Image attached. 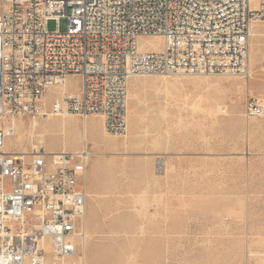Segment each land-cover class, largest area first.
I'll return each mask as SVG.
<instances>
[{"label":"rangeland","instance_id":"obj_1","mask_svg":"<svg viewBox=\"0 0 264 264\" xmlns=\"http://www.w3.org/2000/svg\"><path fill=\"white\" fill-rule=\"evenodd\" d=\"M55 27L54 19L47 22ZM252 33L249 76L134 78L124 135L104 134L98 115L88 117L84 238L76 259L264 264V117L245 114L248 100L264 105V23ZM77 84L71 77L65 88ZM60 88L49 90L48 105ZM20 118L8 142L13 150L27 151L37 140L47 151L82 147L77 115Z\"/></svg>","mask_w":264,"mask_h":264},{"label":"built area","instance_id":"obj_2","mask_svg":"<svg viewBox=\"0 0 264 264\" xmlns=\"http://www.w3.org/2000/svg\"><path fill=\"white\" fill-rule=\"evenodd\" d=\"M253 23L264 0H0V264H63L84 237L87 147L7 149L16 119L98 114L124 135L131 78L247 77ZM153 36L159 49L141 47ZM71 77L76 88L48 105ZM245 114L264 117V106L248 100Z\"/></svg>","mask_w":264,"mask_h":264},{"label":"bare ground","instance_id":"obj_3","mask_svg":"<svg viewBox=\"0 0 264 264\" xmlns=\"http://www.w3.org/2000/svg\"><path fill=\"white\" fill-rule=\"evenodd\" d=\"M227 18H234V11H227ZM255 24H258V23H253L252 24V28H251V33H252V31H253V29H254V25ZM252 34H254V33H252ZM252 34H251V36H252ZM143 38H145V37H143ZM151 38H155V39H157L158 41H157V43H158V45L157 46H153L155 49H159L160 48V46H161V44H160V39L158 38V37H151ZM142 47V46H141ZM248 57H249V54H248ZM182 76V75H181ZM148 77H150V76H144V77H133V78H131L130 79V81L132 80V79H134V78H148ZM161 78H163V77H161ZM67 81V80H66ZM66 81H65V83L61 86V91H60V93H62V92H64V91H66L67 89L65 88V84H66ZM130 81H129V83H130ZM51 91V90H50ZM264 106V105H263ZM68 115V114H67ZM93 115H98V114H93ZM47 116H56V115H47ZM64 116H66V115H61L60 117H64ZM98 116H100V115H98ZM101 118H102V116H100ZM87 118V117H86ZM85 118V119H86ZM85 119L83 120V119H81L82 120V132H83V135H84V137L82 138V147H87V143H86V134H85ZM19 120H21V118H19V119H16L15 120V127L17 126V122L19 121ZM102 127H103V120H102ZM15 129H17V127L15 128ZM103 132H104V134H107L106 133V131H105V129H104V127H103ZM11 139V138H10ZM9 139V140H10ZM37 145H41V146H43L44 148H45V146H44V144L41 142V141H39V140H37ZM34 146V145H33ZM7 149H11L10 148V146H9V144H8V147H7ZM15 151H18V152H23V151H25V150H23V151H20V150H15ZM62 151H66V150H62ZM159 169H161V162L159 161V162H157V170L159 171ZM84 184V187H85V183H83ZM84 237H82L81 239H83ZM81 239H80V241H81ZM83 241V240H82ZM84 242V241H83ZM83 244V243H82ZM69 263H74V264H85V260H84V256L83 255H81V256H79V257H77V259L74 257V258H72L70 261H64L63 262V264H69Z\"/></svg>","mask_w":264,"mask_h":264},{"label":"crops","instance_id":"obj_4","mask_svg":"<svg viewBox=\"0 0 264 264\" xmlns=\"http://www.w3.org/2000/svg\"><path fill=\"white\" fill-rule=\"evenodd\" d=\"M248 60H249V57H248ZM248 65H249V63H248ZM91 116H93V115H90V116H88V117H91ZM88 117L85 119V125H86V122H87ZM93 117L97 118V120H98L99 123H100L101 129H102V132H103L102 118H101L100 116H93ZM70 121H71V123H72V120H71V119H70ZM103 133H104V132H103ZM75 149H77V147H75V148H73V149H70V150H68V151H73V150H75ZM57 150H64V147H61V149H55V151H57ZM85 187H86V186H85Z\"/></svg>","mask_w":264,"mask_h":264}]
</instances>
